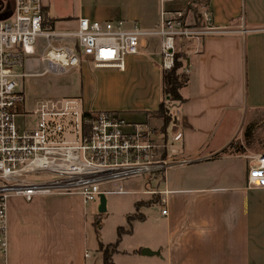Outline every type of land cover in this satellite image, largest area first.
I'll use <instances>...</instances> for the list:
<instances>
[{
    "label": "crops",
    "instance_id": "crops-1",
    "mask_svg": "<svg viewBox=\"0 0 264 264\" xmlns=\"http://www.w3.org/2000/svg\"><path fill=\"white\" fill-rule=\"evenodd\" d=\"M43 4L49 26L57 32L76 30L81 18L151 31L164 14L176 12L184 13L190 27L211 28L176 44V52L186 55L187 83L180 89L182 101L170 106L172 122L166 130L151 115L163 101L160 38H145L139 54L125 60L124 70L96 69L85 58L75 70L81 88L73 98L81 100L83 110L119 115L126 132L136 126L155 128L152 140L162 146L159 158L170 165L153 172L158 175L151 183L128 192V216L138 211L137 204L147 205L141 204L142 218L131 223L125 237L142 234L144 241L129 252L122 237L114 264H264V182L249 183L251 159L264 154V139L258 137L264 128V0ZM189 5L198 6V14L187 13ZM43 48L44 41L37 53ZM244 114L247 140L240 136ZM85 205L79 194L40 195L31 202L12 197L8 248L0 264H104L98 235L104 244L113 243L103 239L105 225L90 226L95 222L86 216ZM150 205L158 206V212L146 227ZM144 249L156 254L144 256Z\"/></svg>",
    "mask_w": 264,
    "mask_h": 264
},
{
    "label": "built area",
    "instance_id": "built-area-1",
    "mask_svg": "<svg viewBox=\"0 0 264 264\" xmlns=\"http://www.w3.org/2000/svg\"><path fill=\"white\" fill-rule=\"evenodd\" d=\"M11 1L13 15L0 21V258L8 248L12 197L31 202L40 195L79 194L87 204L100 199L103 184L170 166L159 158L162 146L153 142L155 130L150 127L136 126L126 132L119 115L86 112L77 98L27 108L17 80L29 76L19 70L25 56L37 55L38 40L44 41L39 57L45 65L43 74L77 70L82 58L96 69L124 70L125 60L138 55L149 37L160 38L162 68L171 70L180 39L211 32L209 26L186 25L183 12L164 14L161 24L151 31L138 25L125 28L123 22L81 18L76 30L57 32L49 26L43 0ZM18 116L25 120L22 128L17 126ZM30 120H35L31 126L26 123ZM249 168L250 185L263 183L264 154L254 156Z\"/></svg>",
    "mask_w": 264,
    "mask_h": 264
},
{
    "label": "rangeland",
    "instance_id": "rangeland-1",
    "mask_svg": "<svg viewBox=\"0 0 264 264\" xmlns=\"http://www.w3.org/2000/svg\"><path fill=\"white\" fill-rule=\"evenodd\" d=\"M13 15V4L11 0H0V21L8 19ZM205 26L198 27L204 28ZM53 43H56L52 40ZM72 42L70 40H63L62 42ZM43 44L41 39L38 40L37 47ZM40 51L37 55H27L24 59V66L19 70V73L26 74L24 78L18 79L17 82L20 85L19 90L26 97V106L29 109H34L39 107L42 103L48 101L57 102V101H66L75 99L73 97L77 96L76 93L80 91L81 82L80 74L78 72L71 71L66 74L57 75L52 73L43 74L45 71V65L42 64L39 60ZM185 62V60H184ZM183 69L179 71V74H185V63H183ZM25 120L23 117H17V126L19 128L23 127ZM28 125L35 123V120L26 121ZM241 134L240 136L247 140V134L249 132V122L246 114L242 117L241 122ZM151 129L155 128L150 127ZM264 128H260L258 137L264 139ZM69 141H74L75 139L68 138ZM158 173H146L141 177L129 178L122 181H112L106 184H103V190L114 191L115 194H105L109 200V205L107 204V211L105 213H99V200L91 201L84 206L85 214L92 222L90 226L93 228H99L102 225H105L103 230V239L107 241L108 244L112 245V249L109 251L114 256L117 251V247L114 245L119 239V233H121V239L124 237L123 248H133L140 242L144 241L142 234H137L134 236H126L129 228L132 225L131 223L136 219H141L142 212L139 211L142 205H147V203L137 204L138 211L134 210L128 216L127 212L129 211L130 202L132 197L128 193L131 190H139L143 187V183L146 181L147 184L151 183L152 180H155ZM102 190V191H103ZM52 195V194H51ZM45 196V195H43ZM151 206V205H150ZM153 206V205H152ZM147 213L149 220L147 221L146 227L152 226L154 219L158 212V206L152 207ZM127 214H126V213ZM93 222V223H94ZM158 223V220H157ZM106 247L108 245L104 244ZM121 248V247H120ZM120 250V249H119ZM99 251V249H98ZM121 251V250H120ZM119 251V252H120ZM129 252L131 250L128 249ZM143 251V250H142ZM139 252V250H138ZM103 255V254H102ZM124 253H119V258H125Z\"/></svg>",
    "mask_w": 264,
    "mask_h": 264
},
{
    "label": "trees",
    "instance_id": "trees-1",
    "mask_svg": "<svg viewBox=\"0 0 264 264\" xmlns=\"http://www.w3.org/2000/svg\"><path fill=\"white\" fill-rule=\"evenodd\" d=\"M190 12L194 14H198V6L189 5L187 13ZM185 59H186V55L182 51H178L176 52L175 55L174 67L171 70H163V75H162L163 101L160 104L159 110L151 114L163 121V130H166V128L172 122V114H171L170 106L174 103L182 101L180 95V89L186 85L187 76L185 74L183 75L179 74V71L183 69L184 66L183 63ZM120 239H121V233H119V239L117 243L119 242ZM117 243L114 245L115 247L117 246ZM112 248H113L112 245H108L106 247L98 235V249L103 254L104 264H114L113 255L109 251Z\"/></svg>",
    "mask_w": 264,
    "mask_h": 264
},
{
    "label": "water",
    "instance_id": "water-1",
    "mask_svg": "<svg viewBox=\"0 0 264 264\" xmlns=\"http://www.w3.org/2000/svg\"><path fill=\"white\" fill-rule=\"evenodd\" d=\"M106 211H107V201H106L105 195L102 194L100 196V199H99V213H105ZM154 254H156V253L151 252L148 249H144L142 251V255H144V256H152Z\"/></svg>",
    "mask_w": 264,
    "mask_h": 264
}]
</instances>
